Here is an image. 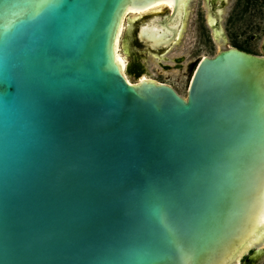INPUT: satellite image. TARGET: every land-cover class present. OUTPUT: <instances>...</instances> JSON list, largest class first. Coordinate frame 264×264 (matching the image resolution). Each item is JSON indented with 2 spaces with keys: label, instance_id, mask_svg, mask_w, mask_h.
Instances as JSON below:
<instances>
[{
  "label": "water",
  "instance_id": "95a60500",
  "mask_svg": "<svg viewBox=\"0 0 264 264\" xmlns=\"http://www.w3.org/2000/svg\"><path fill=\"white\" fill-rule=\"evenodd\" d=\"M161 1L0 0V264H238L264 241V56H204L186 97L130 82L123 17ZM188 3L142 44L167 52Z\"/></svg>",
  "mask_w": 264,
  "mask_h": 264
},
{
  "label": "rangeland",
  "instance_id": "374dc122",
  "mask_svg": "<svg viewBox=\"0 0 264 264\" xmlns=\"http://www.w3.org/2000/svg\"><path fill=\"white\" fill-rule=\"evenodd\" d=\"M181 36L162 56L151 52L138 38L139 27L159 15L145 14L135 20L127 16L121 38V53L126 57V74L132 82L144 74L172 85L186 97L196 70L204 56H214L219 47H239L248 52L264 56V0H226L220 10V25L225 38L213 37L214 28L208 22L209 8L206 0H189ZM129 46L130 53H126ZM258 246H251L243 253L238 264H251L247 259ZM256 264H264V254Z\"/></svg>",
  "mask_w": 264,
  "mask_h": 264
},
{
  "label": "bare ground",
  "instance_id": "6f19581e",
  "mask_svg": "<svg viewBox=\"0 0 264 264\" xmlns=\"http://www.w3.org/2000/svg\"><path fill=\"white\" fill-rule=\"evenodd\" d=\"M182 6L183 5H181V4L179 6V10H178L179 11V15L182 12V11H180V9H181ZM172 7H173V0H162L160 3L156 4L155 6H153L150 9L143 10V11H139V12L134 13V12H131V11H135L133 8H128L127 13H125V15L123 17V20H122L121 28H120V31H119V35H118V38H117L116 52H117V60H118V62L120 64L121 70H122V72L124 73V75L127 77V79L130 82H132V81L130 80V78L126 74L127 60H126V57L121 53V38H122V35L124 33V30H125L127 16L130 17L132 15L131 16V19L132 20H135V19H137V18H139V17H141V16H143L145 14H148V13L151 14V15H159V14L162 13V12L160 13V11L165 10L167 8H170V11H171L172 10ZM129 12H131V13H129ZM208 19H209V22H210L211 25H214V24L217 23V20L215 19V17H213L212 14H209L208 15ZM183 24H184V20H183ZM183 24H182V26H183ZM182 26H181L180 32L178 34V40H179V38L181 36ZM159 29L160 28L156 24H154L152 26H149L148 29H146V33L148 34L149 37L153 38V37L158 36ZM222 35H223V28L220 25V27L215 30L216 39L219 40ZM222 49H223L222 46L219 47V51L222 50ZM140 80H152V81H155L156 79H154V78H152V77L144 74L138 81H140ZM263 228H264V201L262 203V207L260 208L257 216H255V224H254V227H253V230H252V233L251 234L252 235L261 234V231L259 232V230H261Z\"/></svg>",
  "mask_w": 264,
  "mask_h": 264
},
{
  "label": "flooded vegetation",
  "instance_id": "af4514ba",
  "mask_svg": "<svg viewBox=\"0 0 264 264\" xmlns=\"http://www.w3.org/2000/svg\"><path fill=\"white\" fill-rule=\"evenodd\" d=\"M206 4H207V6H208V8H209V14H211V9H210V6L208 5V3H207V0H206ZM225 6V5H224ZM218 10V9H217ZM208 22H209V19H208ZM209 24H210V22H209ZM213 26V28H214V32H213V37L214 38H216V36H215V30L217 29V23L216 24H214V25H212ZM142 27V26H141ZM141 27H139L140 29H139V32L138 33H140V31H141ZM223 36H224V34H223ZM138 38H139V34H138ZM140 40V39H139ZM143 45V44H142ZM237 48H239V47H237ZM240 49H242V48H240ZM150 50V49H149ZM242 50H244V49H242ZM245 51H247V50H245ZM248 52V51H247ZM251 53V52H250Z\"/></svg>",
  "mask_w": 264,
  "mask_h": 264
}]
</instances>
